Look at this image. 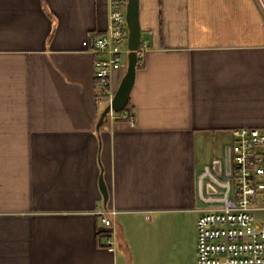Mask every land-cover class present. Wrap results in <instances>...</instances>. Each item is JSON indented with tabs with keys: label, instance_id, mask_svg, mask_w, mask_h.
I'll list each match as a JSON object with an SVG mask.
<instances>
[{
	"label": "crops",
	"instance_id": "0c3cea01",
	"mask_svg": "<svg viewBox=\"0 0 264 264\" xmlns=\"http://www.w3.org/2000/svg\"><path fill=\"white\" fill-rule=\"evenodd\" d=\"M138 3L135 126L96 130L108 100L82 43L107 31L108 1L0 0V264H196L198 216L229 200L231 132L264 131V13L257 0Z\"/></svg>",
	"mask_w": 264,
	"mask_h": 264
},
{
	"label": "built area",
	"instance_id": "2783aa9c",
	"mask_svg": "<svg viewBox=\"0 0 264 264\" xmlns=\"http://www.w3.org/2000/svg\"><path fill=\"white\" fill-rule=\"evenodd\" d=\"M109 24L107 31L89 37L84 50L95 57L93 75L99 94L108 100L113 97L112 75L122 69L127 55V0H107ZM264 13V0H257ZM139 47L137 60L141 59ZM138 64L140 61L137 62ZM108 118L135 126L134 118L126 112H110ZM232 136V186L228 203L201 211L195 222L196 264H264V225L255 223V212L264 210V131L240 128ZM259 203V204H258ZM116 212L100 213L99 237L103 247L113 252L111 237L115 235Z\"/></svg>",
	"mask_w": 264,
	"mask_h": 264
},
{
	"label": "water",
	"instance_id": "95a60500",
	"mask_svg": "<svg viewBox=\"0 0 264 264\" xmlns=\"http://www.w3.org/2000/svg\"><path fill=\"white\" fill-rule=\"evenodd\" d=\"M126 25L128 30L127 35V56L124 75L115 91L111 101L100 114L96 130H99L101 125L107 122L110 112L120 113L127 106L128 98L135 80V72L137 65V51L140 47L141 32L139 28V3L138 0H127L126 4ZM99 190L103 198V204L106 206L108 193L103 182L102 176L99 177Z\"/></svg>",
	"mask_w": 264,
	"mask_h": 264
},
{
	"label": "trees",
	"instance_id": "16d2710c",
	"mask_svg": "<svg viewBox=\"0 0 264 264\" xmlns=\"http://www.w3.org/2000/svg\"><path fill=\"white\" fill-rule=\"evenodd\" d=\"M138 62V61H137ZM128 110V108H127V106L123 109V111L122 112H124V111H127Z\"/></svg>",
	"mask_w": 264,
	"mask_h": 264
},
{
	"label": "rangeland",
	"instance_id": "374dc122",
	"mask_svg": "<svg viewBox=\"0 0 264 264\" xmlns=\"http://www.w3.org/2000/svg\"><path fill=\"white\" fill-rule=\"evenodd\" d=\"M122 63H124V58L122 59Z\"/></svg>",
	"mask_w": 264,
	"mask_h": 264
}]
</instances>
